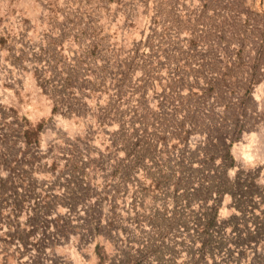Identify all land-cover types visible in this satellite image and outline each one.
Instances as JSON below:
<instances>
[{
	"label": "rangeland",
	"instance_id": "374dc122",
	"mask_svg": "<svg viewBox=\"0 0 264 264\" xmlns=\"http://www.w3.org/2000/svg\"><path fill=\"white\" fill-rule=\"evenodd\" d=\"M224 112L233 164L174 209L158 135ZM97 263L264 264V0H0V264Z\"/></svg>",
	"mask_w": 264,
	"mask_h": 264
},
{
	"label": "trees",
	"instance_id": "16d2710c",
	"mask_svg": "<svg viewBox=\"0 0 264 264\" xmlns=\"http://www.w3.org/2000/svg\"><path fill=\"white\" fill-rule=\"evenodd\" d=\"M180 107L181 105H177L174 108L177 109V111H180ZM51 112L53 113L54 110L52 109ZM228 119H230V116L225 112L219 117V122L211 116L206 127L205 138L203 139L201 146H195L192 150H186V147L184 146L188 132L183 130L181 122L174 128L168 138H164L162 133L158 135L157 141L164 142L168 139L171 142L172 149L181 147V153L176 155L174 160L176 171L171 177L174 180V197H172L175 203L174 209L179 207L182 202L190 198L185 197L186 195H209L214 191L212 181H206V176L198 178L196 175L201 173V171H206L210 166H212L216 159L222 161L225 167H230L233 164L229 155L231 141L226 144V140L230 139H226V133L224 131ZM23 126L24 129L22 133L24 138L29 143H31L30 141L34 143L36 141L34 134L40 125H36V128H33L30 125ZM151 148H154V146ZM192 165H195V168H192ZM190 173H194L195 175V179L192 178V180H194L193 182L188 181ZM196 198H203L204 200L206 197ZM215 218L216 207H213L210 210L207 219L196 224V232H199L201 235L206 237V239L202 242V247L210 244L207 232L214 226ZM171 224L176 227L175 223ZM100 260H102V258H100Z\"/></svg>",
	"mask_w": 264,
	"mask_h": 264
},
{
	"label": "bare ground",
	"instance_id": "6f19581e",
	"mask_svg": "<svg viewBox=\"0 0 264 264\" xmlns=\"http://www.w3.org/2000/svg\"><path fill=\"white\" fill-rule=\"evenodd\" d=\"M243 154V153H242Z\"/></svg>",
	"mask_w": 264,
	"mask_h": 264
}]
</instances>
